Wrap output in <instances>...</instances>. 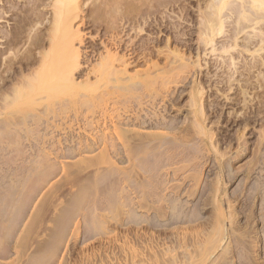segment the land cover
Segmentation results:
<instances>
[{"label":"rangeland","instance_id":"1","mask_svg":"<svg viewBox=\"0 0 264 264\" xmlns=\"http://www.w3.org/2000/svg\"><path fill=\"white\" fill-rule=\"evenodd\" d=\"M14 1L18 3L16 9L22 8L18 10L20 17L15 18L18 22L7 20L9 23L1 26L5 30L14 28L13 32L18 33L15 34L24 36L35 14L27 0ZM120 1L106 6L112 8ZM123 1L117 10L123 7ZM126 1L129 3L125 2L124 7L128 11L109 10L119 13L117 17H144L150 1ZM153 1L164 6L160 5L156 12ZM209 1L149 3L155 15L147 10L146 17L151 21V15L158 25L153 30L144 26L143 33L134 35L138 37L135 41L161 38L165 44L168 37L170 52L161 43L153 47L157 53L149 62L139 61L137 67L130 69L132 74L135 70L152 72L146 77L142 72L145 78L153 79H144L146 82L135 86L136 90L132 87L129 92L130 88L123 86L118 91L120 87L111 83L109 87L105 82L104 86L96 84L92 75L93 87L84 85V89L90 88L87 91L80 92L78 87L73 92L76 88L69 91L70 87H65L68 89L57 93L59 97L53 102L49 101L52 96L47 97V103L34 102L33 96L26 94L25 99L9 106L11 110L0 109V264H108L113 257L119 264H198L208 255L207 264H264V42L263 51L258 46L259 53L242 47L250 40L254 46L258 40L264 41V31L246 29L238 35L237 47L226 54L223 46H233L232 35L238 31L232 30L235 24L227 20L224 34L215 37L212 49L216 51L211 53V47L200 50L202 62L197 63V48L203 49L196 36L198 16ZM50 2L43 1L39 8L45 23L52 13ZM99 2L84 0L80 15L85 18L88 14V18L95 8L99 12L93 11L90 18L100 22L104 19L100 25L105 26L116 17L107 13L105 5L97 7ZM104 16L113 18L106 20ZM165 21L168 29L164 28ZM88 28L82 30L89 44L98 31ZM179 34L185 35L184 42L177 45L172 40ZM186 43L190 45L188 50ZM13 50H20L17 55L22 56L26 47ZM176 50L181 51L179 55L186 54L187 59L192 57L187 61L191 67L185 68L184 73L174 66ZM232 60L237 68L232 67ZM95 63L91 62L90 67ZM153 63L157 68H151ZM172 67L177 69L176 74L180 73L178 77L171 74ZM14 83H8V89ZM197 87H201L203 95L195 105L191 94ZM0 104L3 105L1 99ZM46 105L50 109L48 115ZM198 107L202 113L195 112ZM220 228L223 241L216 243ZM211 238L215 239L213 245ZM131 247L141 251L136 255L145 260L136 259H142V263L134 260L136 255L129 254ZM195 259L199 261L194 262Z\"/></svg>","mask_w":264,"mask_h":264},{"label":"bare ground","instance_id":"2","mask_svg":"<svg viewBox=\"0 0 264 264\" xmlns=\"http://www.w3.org/2000/svg\"><path fill=\"white\" fill-rule=\"evenodd\" d=\"M22 1V0H21ZM25 1V0H24ZM45 1V0H27V3H30L31 6H30V10H32V12L35 14L32 22L29 25V30L28 32L24 35V36H20L15 34L13 32L12 29L14 28H10V29H4L1 24H6L9 23L8 21L9 20H15V18L17 19L18 17H20V13L18 12L19 9H16V6H18L17 4V1H14V0H0V99L2 100L3 102V105L0 104L2 107L0 108L1 110L2 109H7L11 104H13L14 101L16 102H19L20 98L23 97L27 94H29V96H33L31 99H34L36 101L34 102H38V103H44L43 100L46 101V103L48 102V100L51 102L54 101V99H57V96L61 91H65V87H70L69 91H72L71 89L73 88H76L75 91L73 92H76L78 87L80 88V92H81V89H84V85L86 87V84H91V77L92 75H95L93 76L94 79H95V83H106L108 85V83H111V84H114V85H117L119 89H117L118 91L121 90V87L123 86H128L127 88L130 91H132V87H135V86H139L140 84L142 85L143 82H148L149 80H151V78H145L146 75L149 73V70H147L148 72L146 73V70L144 72V70H142V72L145 73V77L142 75L144 73H140L139 70H135L134 73L132 74L130 71V69L134 68V67H137L139 65V61H141V63H147L150 61L149 58L153 57L156 53L154 52V49L153 47H156V46H160V44L162 43L164 45V48L167 47L168 49V42L171 41L168 39L170 38H166V41L165 44L163 43L162 39L161 38H155L152 40L149 39V41L147 42H138V41H135L136 38L138 37H134V35L136 34V32L138 33H143L145 28H151V30H153L152 28H154L155 26L157 27V25H155L156 21H152V16L150 15L149 17L151 18V21H149V18L146 17V14H148V11H150V7L149 6H152L150 5L149 3H151L152 0H148L149 3H147V7H145L146 9L145 10V14H144V17H141V19L138 17L135 18V17H130V18H127L129 15L124 16L122 14V16H116L117 14L119 13H111V11L109 10V6L107 7L106 5H110V4H114L115 0H101L100 5L98 3V6L97 7H100L101 5H105L104 6V9L108 8V11L107 10V13H111V15H113L114 17V14H115V17L116 19L112 20V23H109L108 24H104L105 26L103 25H100L101 23H103L105 20L103 19V22L101 21H97V19L95 18H90L92 16V12L95 11V8H92V12H91V15L88 16V18L85 16V18H83L80 14L82 10L81 9V3H80V0H51V2L49 3V6L51 10V15H50V18L48 19V22L45 23V18H43V14L42 12L40 11V7H41V3ZM82 1V0H81ZM99 1V0H98ZM111 1V3H110ZM114 1V2H113ZM119 1V0H117ZM123 0H121L120 2H116L117 6H114L112 7L111 9L114 8V10L117 8L118 9V3H121ZM130 1V0H128ZM133 0H131L130 2H132ZM134 1H137V0H134ZM133 1V2H134ZM157 1V0H156ZM162 1V0H161ZM170 1V0H169ZM19 2V1H18ZM23 2V1H22ZM93 2V1H92ZM96 2V0H95ZM123 7H121L120 10H117L120 11V13H123L121 12L122 11V8L123 10L125 9L126 5H128L129 2H127L126 0L123 1ZM125 2L127 3L124 7V4ZM132 2V4H133ZM178 2V1H177ZM25 3V2H24ZM26 3V4H27ZM153 3H155L153 1ZM163 3L165 4V7H167V3H165L163 1ZM204 3V2H203ZM45 4V3H44ZM84 4V0H83V3ZM97 4V3H96ZM138 4V3H137ZM145 4V3H144ZM149 4V5H148ZM152 4V3H151ZM22 5V4H21ZM28 5V4H27ZM26 5V6H27ZM48 5V4H47ZM115 5V4H114ZM130 5V4H129ZM156 6L155 8V11L157 12V9L159 7H161L163 4H153ZM158 5V6H157ZM161 5V6H160ZM181 5V4H180ZM43 6V5H42ZM83 6V5H82ZM95 6V7H96ZM113 6V5H111ZM144 6V5H143ZM142 6V7H143ZM164 6V5H163ZM162 6V7H163ZM44 7V6H43ZM46 7V5H45ZM96 7V8H97ZM103 7V6H101ZM100 7V9H101ZM153 7V6H152ZM151 7V8H152ZM18 8V7H17ZM83 8V7H82ZM120 8V7H119ZM141 8V7H140ZM181 8V7H180ZM127 9V8H126ZM125 11H128L126 10ZM154 10V7L152 8ZM29 10V8H28ZM148 10V11H147ZM183 10V9H182ZM22 11V8L21 10ZM97 11V10H96ZM97 12H99V10ZM103 11V14H105V10H101V13ZM105 11V12H104ZM113 11V10H112ZM166 11V10H165ZM204 12H201V16H198L199 17V27H197L198 29L197 30V42L199 44V46L202 45L203 49L202 48H197V50L199 52L196 53V58L197 60H195L197 63L198 62H202L200 61L201 58V52L200 50L202 51H206L208 50L207 48L211 47V53H214L216 51V49H212L213 46L215 47V37L217 35H220L222 30L224 29V25L226 24L227 20H230L231 19V22H233L234 24V28L232 30H234L235 28L238 30L237 33L235 34V36L232 35L231 39L233 40V42L235 43L233 46L231 47H225L223 46V52L228 54V52L230 51V49L232 50V48H236L237 45H236V41L238 40L237 37L239 34H242V32H245L246 29H252V30H260V31H264V0H210L205 9H203ZM83 12V11H82ZM89 12V13H90ZM151 12V11H150ZM154 12V11H153ZM153 12H151L152 14H154ZM164 12V11H162ZM25 13V12H24ZM32 13V14H33ZM93 13V15L95 14ZM150 13V14H151ZM160 13V12H159ZM124 14L126 15L127 12ZM131 14V13H130ZM142 14V15H143ZM198 14V13H197ZM95 15H98V14H95ZM132 15V14H131ZM140 15V14H139ZM155 15V14H154ZM153 15V16H154ZM165 15V14H163ZM171 15V14H170ZM108 16V15H107ZM104 18L106 20L108 19H112L110 18L111 16H109V18ZM136 16V15H135ZM148 16V15H147ZM161 16V15H160ZM168 16V15H167ZM14 17V18H13ZM95 17V16H94ZM97 17V16H96ZM101 17H103V15L101 16L100 14V19ZM166 17V16H165ZM13 18V19H12ZM98 18V17H97ZM157 18V17H156ZM22 19V18H21ZM47 19V18H46ZM8 20V21H7ZM102 20V19H101ZM143 20V21H142ZM156 20V19H155ZM159 20V19H158ZM164 22L163 19H160ZM166 20V19H165ZM16 21V20H15ZM31 21V20H30ZM111 21V20H110ZM12 22V21H11ZM18 21H16L17 23ZM25 22V21H24ZM28 22V21H27ZM99 24H98V23ZM161 22V21H159ZM229 22V21H228ZM35 23V24H33ZM105 23V22H104ZM162 23V22H161ZM13 24V23H12ZM21 24V22H20ZM25 24V23H24ZM110 24V25H109ZM112 24V25H111ZM8 25H11V24H8ZM14 25H17V24H14ZM22 25V24H21ZM166 25V26H165ZM165 27L164 28H169V23H167L165 21ZM13 26V25H12ZM20 26V25H19ZM19 26H15V27H19ZM23 26V25H22ZM160 26V25H159ZM5 27V26H4ZM28 27V26H27ZM83 27H89L90 29L92 28V31L93 29H95V31L98 33L95 34V32L93 33V35L91 33H89L90 35L92 36H96L98 35L94 40H92L90 37V39L92 40L89 44L86 43V37H87V34L82 30ZM181 27V26H180ZM7 28V27H6ZM23 28H25V26H23ZM88 28V29H89ZM175 28V27H174ZM28 29V28H27ZM26 29V30H27ZM99 29V30H98ZM157 29V28H156ZM160 29V28H159ZM178 29V28H177ZM16 30V29H15ZM148 30V29H147ZM164 30V29H163ZM252 30H251V33H252ZM17 31V30H16ZM44 31V33H42ZM161 31V30H160ZM25 32V31H24ZM134 32V33H133ZM152 32V31H151ZM187 32V31H186ZM191 32V31H190ZM254 32V31H253ZM257 32V31H256ZM23 33V31H22ZM85 33V34H84ZM137 33V34H138ZM177 33V32H176ZM223 33V32H222ZM228 33V32H226ZM232 33H234V31H232ZM255 33V32H254ZM261 33V32H260ZM88 34V35H89ZM95 34V35H94ZM140 34L138 36H140ZM164 34V33H163ZM185 34V33H184ZM184 34H179L177 36L174 37V39L172 40L175 44L177 45H180L182 44L184 41H183V36H185ZM224 34V33H223ZM187 35V34H186ZM227 35V34H226ZM181 36V37H180ZM240 36V35H239ZM247 36V35H246ZM245 36V37H246ZM254 36V35H252ZM251 36V37H252ZM256 36V34H255ZM93 37V38H94ZM229 37V36H228ZM243 37V36H242ZM249 40L252 39L248 36ZM246 38V39H248ZM254 38V37H253ZM256 39V38H255ZM88 40V38H87ZM243 40V39H241ZM245 40V39H244ZM243 40V41H244ZM261 40V39H260ZM258 40V43H256V41H253L256 45H252V42L251 44L250 41L246 42L244 41L245 44H241V45H245V46H242L244 47V49H246L245 51H249L250 53H259V47L262 50V43L264 41H260ZM90 41V40H89ZM247 41V40H246ZM260 41V42H259ZM189 42V41H188ZM225 43V42H224ZM153 45L152 46V49L150 48V45ZM187 44V43H186ZM214 44V45H213ZM262 44V45H261ZM24 46L26 47V51L24 52V54L22 53L21 55L22 56H19L17 55L18 52H15L16 50H13V48H18L20 46ZM89 45V46H88ZM251 45V47H250ZM261 45V46H260ZM171 46H174V45H171ZM227 46V45H226ZM253 46V47H252ZM259 46V47H258ZM177 47V46H176ZM185 47V46H184ZM183 47V48H184ZM225 47V48H224ZM256 47V48H254ZM22 48V47H21ZM190 48V45L187 44L186 45V49L188 50ZM160 49V48H159ZM159 49H157L159 51ZM170 49V48H169ZM168 49V52H170ZM210 49V48H209ZM251 49H256V50H252ZM258 49V50H257ZM13 50V53H11V51ZM22 50V49H21ZM167 51V50H166ZM12 54V56L14 55V58H12V56H10L9 54L10 53ZM22 52V51H21ZM161 52V51H160ZM165 53V50L163 51ZM163 52L161 54H163ZM196 52V50H195ZM222 52V51H221ZM7 53L10 57L7 56ZM20 53V52H19ZM167 53V52H166ZM173 53V52H171ZM179 53L181 54V51H178L176 50L175 54H177L176 56L173 55L177 58V60H175V63L176 65L174 66H177V69H179L178 71H180V73H184L187 68H190L191 66L188 67V63L187 61H190L191 58L188 57L189 59H187L184 55L186 54H183V55H179ZM261 53V52H260ZM160 54V53H159ZM170 54V53H169ZM158 55V54H157ZM8 58H7V57ZM169 56V55H168ZM167 56V57H168ZM231 56V54H230ZM261 56V55H260ZM259 56V57H260ZM253 57V56H252ZM257 58V57H256ZM166 59V58H165ZM173 59V58H172ZM175 59V58H174ZM194 59V58H193ZM232 59V57H231ZM258 59V58H257ZM225 60V59H224ZM97 62L95 63L94 65H91L93 66L92 68L90 67V64L91 62ZM169 61V60H168ZM204 61V60H203ZM235 61V60H234ZM232 60L231 64H232V67L235 66V63ZM258 61V60H257ZM262 61V60H261ZM166 62V61H165ZM164 62V63H165ZM192 62L194 63V60H192ZM195 62V64H196ZM172 63V62H170ZM190 63V62H189ZM18 65V67H14L15 65ZM154 65H151V68L152 66H156L157 68V65L155 63H153ZM173 64V63H172ZM192 64V63H190ZM194 64V65H195ZM234 64V65H233ZM246 64V63H245ZM249 64V63H248ZM257 64V63H256ZM261 64V63H260ZM263 64V63H262ZM149 65V66H150ZM192 65V66H194ZM202 65V63H201ZM243 65V64H241ZM251 65V64H250ZM173 66V67H174ZM197 66V65H195ZM217 66V65H216ZM221 66V65H220ZM262 66V65H261ZM161 68V66H159ZM171 70L172 73H175L174 72V68ZM202 67V66H201ZM236 67V66H235ZM247 67V66H246ZM253 67V66H252ZM255 67V65H254ZM263 67V66H262ZM90 68V69H89ZM170 68V67H169ZM186 68V70H184ZM194 68V67H193ZM200 68V65H198V69ZM220 68V67H219ZM230 68V67H229ZM228 68V69H229ZM237 68V67H236ZM155 69V68H154ZM164 69V68H163ZM176 69V70H177ZM218 69V68H217ZM239 69V68H238ZM152 70V69H151ZM159 70V68H158ZM157 70V71H158ZM184 70V72H183ZM210 70V69H209ZM234 70H236L234 68ZM165 71V70H164ZM182 71V72H181ZM151 72V71H150ZM155 72V70H154ZM177 72V71H176ZM192 72V71H191ZM238 72V71H237ZM242 72V70H241ZM250 72V71H249ZM152 73V72H151ZM150 73V74H151ZM164 73V72H163ZM168 73V72H167ZM179 72H177V74L175 73L174 75L177 76L178 74H180ZM190 73V71H189ZM209 73V72H208ZM244 73V72H243ZM6 74V75H5ZM148 74V75H150ZM162 74V73H161ZM160 74V75H161ZM166 74V73H165ZM169 74V73H168ZM170 74V75H171ZM144 78H142V76ZM158 74H155V77L157 79H159V76H157ZM163 75V74H162ZM172 76V75H171ZM19 77V78H17ZM141 77V78H140ZM178 77V76H177ZM258 77V76H257ZM79 78H83L82 81H78ZM168 78V77H167ZM171 78V77H169ZM187 78V77H186ZM146 79V81L144 80ZM148 79V80H147ZM153 79V78H152ZM161 80H164V78L162 79L160 77ZM218 79V78H217ZM228 79V78H227ZM237 79V78H236ZM16 80L18 81V83L16 82V84L14 82H12ZM169 80V79H166V81ZM172 80V79H171ZM225 80V79H224ZM14 83L10 86L11 89H8V83ZM159 81V80H158ZM165 81V82H166ZM142 82V83H141ZM150 82V81H149ZM154 82V81H153ZM157 82V81H156ZM94 83V84H95ZM102 83V84H103ZM160 83V82H159ZM163 83V82H162ZM244 83V82H243ZM83 84V85H82ZM93 84V85H94ZM111 84H109L111 86ZM163 84H166V83H163ZM162 84V85H163ZM248 84V83H246ZM14 85V86H13ZM83 88H82V86ZM108 85V87H109ZM147 85V83H146ZM194 85V84H193ZM230 85V84H229ZM81 86V87H80ZM91 86V85H90ZM104 86V84H103ZM116 86V87H117ZM148 86V85H147ZM195 86V85H194ZM201 86V85H199ZM93 87V86H91ZM114 87V86H113ZM140 87V86H139ZM145 87V86H144ZM196 87V86H195ZM202 87V86H201ZM201 87H199L201 89ZM99 88V87H98ZM106 88V87H105ZM132 88V89H131ZM166 88V87H165ZM197 87V89H195V91L191 94L193 97V101L196 105L197 101L200 102V98L201 96L203 95L199 89ZM203 88V87H202ZM88 88L84 89V91L86 90L87 91ZM90 89V88H89ZM88 89V90H89ZM107 89V88H106ZM109 89V88H108ZM112 89V88H111ZM125 89V88H124ZM135 90L137 89L136 87L134 88ZM94 90V88H93ZM96 90V89H95ZM139 90V89H138ZM83 91V92H84ZM112 91H115V89H113ZM29 92V93H28ZM68 92V90H67ZM82 92V93H83ZM93 92V91H92ZM95 92V91H94ZM108 92V90H107ZM123 92H125L123 90ZM81 93V94H82ZM90 92L88 91V94ZM126 93V92H125ZM57 94V95H56ZM64 94V93H63ZM102 94V93H101ZM112 94V93H111ZM114 94V93H113ZM194 94V95H193ZM79 95V94H78ZM104 95H106L104 93ZM103 95V98L105 97ZM110 95V94H107V96ZM118 95V94H117ZM46 96V97H45ZM51 97L49 99H47V97ZM55 98H54V97ZM84 96V95H83ZM113 96V95H112ZM111 96V97H112ZM59 97V96H58ZM27 98V97H26ZM29 98V99H30ZM84 98V97H82ZM28 99V100H29ZM47 99V100H46ZM19 100V101H17ZM102 100V99H101ZM100 100V101H101ZM105 100V99H104ZM102 100V101H104ZM109 100V99H108ZM22 101V99H21ZM33 102V101H32ZM108 102V101H106ZM25 103V102H24ZM16 104V103H15ZM103 104V103H102ZM107 104V103H106ZM199 104V103H198ZM43 105V104H41ZM52 105V104H51ZM108 105V104H107ZM201 105V103H200ZM12 106V105H11ZM193 106V104H192ZM191 106V107H192ZM19 107V106H18ZM107 106L104 105V113L106 114V112L108 111ZM11 107H9L10 109ZM40 108V107H39ZM47 108H49L47 105H46V109H45V114L46 113H49L47 111H50V109L48 110ZM13 109V108H12ZM37 109V108H36ZM3 110V112L5 113V111ZM8 110V109H7ZM11 110V109H10ZM107 110V111H106ZM111 110V109H110ZM2 112V111H1ZM7 112V111H6ZM53 112V110L51 111V113ZM130 112V111H129ZM195 112H200L202 113L200 110H199V107H198V110L196 109ZM103 113V112H101ZM125 113V112H124ZM123 113V115H124ZM197 114V113H196ZM48 115V114H46ZM104 115V114H102ZM199 115V114H198ZM198 115H196L198 117ZM108 116V115H107ZM146 116V115H145ZM200 117V116H199ZM198 117V118H199ZM202 118V117H201ZM112 119V118H111ZM133 120V119H132ZM145 120V119H144ZM197 120V119H196ZM137 121V120H136ZM200 121V119H199ZM203 122V121H202ZM206 122V121H204ZM131 123V122H130ZM133 123V122H132ZM139 123V122H138ZM141 123V122H140ZM144 123V121H143ZM142 123V125H143ZM131 125V124H130ZM199 125V124H198ZM197 125V127H199ZM203 125V124H202ZM139 126V125H138ZM201 127V126H200ZM202 129V128H201ZM200 130V129H199ZM133 131V130H132ZM145 133V132H144ZM204 134V133H203ZM208 134V133H207ZM151 135V134H150ZM104 137V136H103ZM93 141V140H92ZM109 141V140H108ZM100 142V141H99ZM225 226V225H224ZM218 229V228H217ZM218 231H220V235L216 234L217 237L219 236L218 240L217 241H214L212 240L211 238V241L210 243H213L216 242V243H222L223 241V234H222V229L220 228ZM225 233V232H224ZM215 236V235H214ZM208 237V236H207ZM216 238V237H214ZM206 239V238H205ZM204 239V240H205ZM202 240V239H201ZM203 241V240H202ZM214 241V242H213ZM207 243V241H206ZM209 243V242H208ZM209 243V244H210ZM207 244V245H209ZM215 244V243H214ZM206 245V244H205ZM211 245V246H212ZM217 245V244H216ZM210 246V245H209ZM210 246V247H211ZM221 246V244L219 245V247ZM120 247V246H119ZM123 247V246H122ZM186 247V246H184ZM148 248V247H147ZM151 248V247H150ZM180 248V247H179ZM199 248V247H198ZM205 249L207 247H204ZM209 248V247H208ZM212 248V247H211ZM211 248H209L211 250ZM216 248H218L216 246ZM138 249V248H137ZM165 249V248H164ZM163 249V250H164ZM181 249V248H180ZM184 249V248H183ZM208 249V251H209ZM141 250V249H140ZM139 250V251H140ZM143 250V249H142ZM152 250V248H151ZM169 250V248H168ZM167 250V252H168ZM184 250H187V249H184ZM204 250V249H203ZM122 251V250H121ZM128 251V249H127ZM130 251V252H129ZM129 254L130 255H136V253H140V252H136L138 250H135L133 247H131V250L129 249ZM148 251V250H146ZM183 251V250H182ZM197 251V250H196ZM201 251V250H200ZM208 251H205L207 254H208ZM214 251V250H213ZM123 252V251H122ZM121 252V253H122ZM127 252V253H128ZM157 252V251H156ZM155 252V253H156ZM161 252V251H159ZM189 252V251H188ZM215 252V251H214ZM135 253V254H134ZM144 253V252H143ZM148 253V252H146ZM173 253V252H172ZM183 255H186V253L183 251ZM226 253V252H225ZM225 253H224V257H225ZM138 254L136 255V257L134 258V260H137L136 258L138 257ZM141 254V253H140ZM154 254V252H153ZM163 254V253H162ZM168 254V253H167ZM170 254V252H169ZM190 254V253H189ZM206 254V255H207ZM212 254V253H211ZM125 255V254H124ZM156 255V254H155ZM164 255V254H163ZM166 255V253H165ZM191 255V254H190ZM134 256H130V257H134ZM144 257L146 256L145 254L143 255ZM151 257V255H149ZM147 256V257H149ZM176 256V255H175ZM212 256V255H211ZM126 257V256H125ZM129 257V258H130ZM140 258H142L140 255H139ZM138 257V258H139ZM167 257V256H166ZM186 258V256H183ZM199 256H197L196 258H198ZM206 257V256H205ZM93 258V257H92ZM91 258V259H92ZM95 258V257H94ZM139 258V259H140ZM173 258V261H174V257L172 256ZM171 258V259H172ZM200 258V257H199ZM198 258V259H199ZM203 259H201L200 262H202L203 260L206 262L207 259H209V255H208V258H205L204 259V256L202 257ZM39 259V258H38ZM99 259V258H98ZM109 259V258H108ZM119 259V258H118ZM126 259H128L126 257ZM131 259V258H130ZM133 259V258H132ZM131 259V260H132ZM137 260L139 262L142 261L141 260ZM176 259V258H175ZM187 259L188 256H187ZM198 259H195L194 262L197 260L199 261ZM41 260V259H40ZM64 260V259H62ZM90 260V259H89ZM130 260V261H131ZM133 260V261H134ZM145 260V259H143ZM149 260V259H148ZM170 260V259H169ZM193 261V259H191V256H190V261ZM210 260V259H209ZM92 260H90L91 262ZM96 261V260H94ZM184 261V260H183ZM62 262V261H61ZM60 262V264H61ZM93 262V261H92ZM99 262V260H98ZM101 262V261H100ZM99 262V263H100ZM107 262V260L105 261ZM146 262H147V259H146ZM149 262V261H148ZM147 262V263H148ZM159 262V261H157ZM169 262V261H168ZM171 262V261H170ZM169 262V263H170ZM176 263V261H174ZM173 262V264H174ZM180 262V261H178ZM177 262V263H178ZM200 262H198V264H200ZM212 262V261H211ZM89 263V262H88ZM96 263V262H95ZM120 262H118L117 258H110L108 260V264H119ZM123 263V262H122ZM135 263H137L135 261ZM142 263V262H141ZM144 263V262H143ZM167 263V262H166ZM172 263V262H171ZM186 263V262H185ZM184 263V264H185ZM191 263V262H190ZM208 261L206 263H203L202 264H207ZM59 264V263H58ZM93 264V263H91ZM97 264V263H96ZM102 264V262H101ZM106 264V263H105ZM124 264V263H123ZM138 264V263H137ZM145 264V263H144ZM150 264V262H149ZM165 264V263H164ZM179 264V263H178ZM181 264H183L181 262ZM193 264V263H191Z\"/></svg>","mask_w":264,"mask_h":264}]
</instances>
